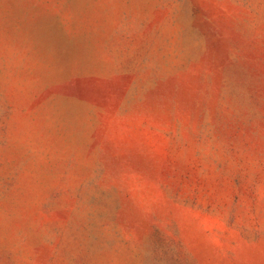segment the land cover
<instances>
[{
  "label": "rangeland",
  "instance_id": "1",
  "mask_svg": "<svg viewBox=\"0 0 264 264\" xmlns=\"http://www.w3.org/2000/svg\"><path fill=\"white\" fill-rule=\"evenodd\" d=\"M0 264H264V0H0Z\"/></svg>",
  "mask_w": 264,
  "mask_h": 264
}]
</instances>
